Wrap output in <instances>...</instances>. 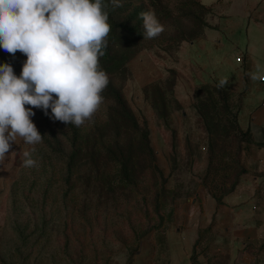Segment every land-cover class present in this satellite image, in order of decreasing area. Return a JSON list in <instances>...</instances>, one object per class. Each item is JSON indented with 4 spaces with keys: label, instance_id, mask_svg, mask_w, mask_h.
<instances>
[{
    "label": "rangeland",
    "instance_id": "rangeland-1",
    "mask_svg": "<svg viewBox=\"0 0 264 264\" xmlns=\"http://www.w3.org/2000/svg\"><path fill=\"white\" fill-rule=\"evenodd\" d=\"M176 52L147 47L129 63L132 77L123 84L129 106L150 131L155 162L168 187L183 196L192 193L173 202L172 221L155 228V197L143 186L107 194L90 180L86 167L66 181L62 161L43 156L41 143L27 145L18 138L6 154L16 156L0 166V264H264V233L257 240L230 239L223 228L214 229L213 216L209 231L210 224L200 220L204 201L213 198L202 180L207 137L195 122L191 103L183 102L165 123L143 99L142 86L164 78ZM239 58L242 64L243 56ZM246 104L253 109L258 98L250 96ZM105 108L103 104L94 120L102 118ZM32 148L37 164L23 167L21 152ZM193 205L201 212L191 225L186 216ZM168 211L161 212L162 218ZM141 228L149 231L137 240Z\"/></svg>",
    "mask_w": 264,
    "mask_h": 264
},
{
    "label": "trees",
    "instance_id": "trees-1",
    "mask_svg": "<svg viewBox=\"0 0 264 264\" xmlns=\"http://www.w3.org/2000/svg\"><path fill=\"white\" fill-rule=\"evenodd\" d=\"M122 7L109 5L108 46L100 65L107 72L109 84L102 93L105 111L89 128L76 127L52 118L39 108L32 122L43 137L42 155L62 161L66 181L82 167L90 171V180L107 194L143 186L154 194V210L160 229L172 221L173 202L183 196L178 188L170 189L167 178L157 166L151 145L150 131L140 124L123 92V84L132 77L129 63L147 47L156 46L166 53L177 51L183 42H193L205 36L206 29H216L207 22L212 9L199 0H122ZM154 10L164 31L156 38L143 39L141 12ZM26 56L14 55L0 49V64L8 63L17 77L21 73ZM166 74L142 86L144 101L160 121L168 123L172 113L182 110L175 96L177 72L174 68L163 70ZM247 94V87L235 93L218 84L205 83L194 88L190 104L197 126L206 134L208 165L203 184L208 187L216 204L222 205L240 184L247 170L240 162L242 145L256 144L250 130H242L238 115ZM25 107H31L25 105ZM169 207L166 219L160 215ZM213 222L206 229L209 231ZM154 228V227H153ZM149 229H140L144 238Z\"/></svg>",
    "mask_w": 264,
    "mask_h": 264
},
{
    "label": "clouds",
    "instance_id": "clouds-1",
    "mask_svg": "<svg viewBox=\"0 0 264 264\" xmlns=\"http://www.w3.org/2000/svg\"><path fill=\"white\" fill-rule=\"evenodd\" d=\"M109 5L123 6L122 0H0V49L26 56L19 77L10 64H0V166L16 156L6 154L18 138L27 145L42 143L33 108L45 114L51 109L52 118L76 127L93 122L109 84L100 65L112 28ZM139 18L143 39L165 30L154 10ZM250 75L264 79V67L257 65ZM33 151L21 152L23 167L36 166Z\"/></svg>",
    "mask_w": 264,
    "mask_h": 264
},
{
    "label": "crops",
    "instance_id": "crops-1",
    "mask_svg": "<svg viewBox=\"0 0 264 264\" xmlns=\"http://www.w3.org/2000/svg\"><path fill=\"white\" fill-rule=\"evenodd\" d=\"M199 1L212 9L207 22L216 29H206L204 38L183 42L177 48L173 66L177 72L176 99L181 106L183 102L192 103L197 85H219L221 80L226 81L223 88L235 93L247 87L238 123L242 130L249 129L254 142L260 144L242 145L246 174L222 205L207 197L200 220L208 225L213 216L214 229L223 228L230 239L257 240L264 233V81L253 80L250 74L256 71V60H261L264 67V0ZM240 55L242 64L237 61ZM250 96L258 98L253 109L246 104ZM188 209L186 220L192 225L201 211L194 205ZM168 264L175 263L168 260Z\"/></svg>",
    "mask_w": 264,
    "mask_h": 264
},
{
    "label": "built area",
    "instance_id": "built-area-1",
    "mask_svg": "<svg viewBox=\"0 0 264 264\" xmlns=\"http://www.w3.org/2000/svg\"><path fill=\"white\" fill-rule=\"evenodd\" d=\"M237 61L241 62L242 60H241V58H237ZM261 81H264V79H261Z\"/></svg>",
    "mask_w": 264,
    "mask_h": 264
}]
</instances>
